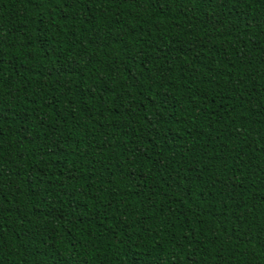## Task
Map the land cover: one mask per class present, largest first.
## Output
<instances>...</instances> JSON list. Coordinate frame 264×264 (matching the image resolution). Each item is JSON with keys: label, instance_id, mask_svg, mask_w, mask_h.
<instances>
[{"label": "trees", "instance_id": "obj_1", "mask_svg": "<svg viewBox=\"0 0 264 264\" xmlns=\"http://www.w3.org/2000/svg\"><path fill=\"white\" fill-rule=\"evenodd\" d=\"M0 264H264V0H0Z\"/></svg>", "mask_w": 264, "mask_h": 264}]
</instances>
